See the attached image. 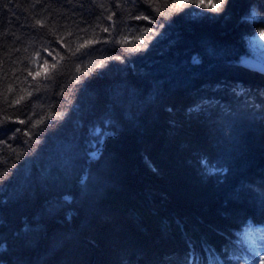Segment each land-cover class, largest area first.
Masks as SVG:
<instances>
[{"label":"trees","instance_id":"trees-1","mask_svg":"<svg viewBox=\"0 0 264 264\" xmlns=\"http://www.w3.org/2000/svg\"><path fill=\"white\" fill-rule=\"evenodd\" d=\"M201 2L0 0V264H261L264 0Z\"/></svg>","mask_w":264,"mask_h":264},{"label":"snow or ice","instance_id":"snow-or-ice-1","mask_svg":"<svg viewBox=\"0 0 264 264\" xmlns=\"http://www.w3.org/2000/svg\"><path fill=\"white\" fill-rule=\"evenodd\" d=\"M224 3H225V0H219V3L201 2L197 5V7L211 8V10L215 12V11H219L222 8ZM186 4H187V0H185V6ZM180 7L181 5H173V8H175L176 10H179ZM249 16L253 21H257L260 24L264 25V16H261L255 8L250 10ZM141 19L143 18L141 17ZM149 22L151 23V21ZM146 34L147 33H145V35ZM259 35L260 37H264V31H261ZM141 42L143 43V41ZM133 50H139V49H133ZM21 123L23 122L21 121ZM189 247L191 248V243H189ZM205 251L208 252V258H207L206 264H219L217 256L213 254V251L210 248H205ZM258 258L260 259L261 264H264V252L258 254ZM250 259L255 261L257 259V256L250 257ZM189 261L191 262V264H204V262L201 260L200 257L197 256L194 250L189 251V253L186 255L184 264H189Z\"/></svg>","mask_w":264,"mask_h":264},{"label":"rangeland","instance_id":"rangeland-1","mask_svg":"<svg viewBox=\"0 0 264 264\" xmlns=\"http://www.w3.org/2000/svg\"><path fill=\"white\" fill-rule=\"evenodd\" d=\"M252 33L247 39L248 53L244 61L255 60L264 64V37H260L259 33ZM260 227V226H258Z\"/></svg>","mask_w":264,"mask_h":264},{"label":"water","instance_id":"water-1","mask_svg":"<svg viewBox=\"0 0 264 264\" xmlns=\"http://www.w3.org/2000/svg\"><path fill=\"white\" fill-rule=\"evenodd\" d=\"M242 65H244L245 67L260 72L262 74H264V64L257 62L255 60H249V61H242Z\"/></svg>","mask_w":264,"mask_h":264},{"label":"bare ground","instance_id":"bare-ground-1","mask_svg":"<svg viewBox=\"0 0 264 264\" xmlns=\"http://www.w3.org/2000/svg\"><path fill=\"white\" fill-rule=\"evenodd\" d=\"M243 229V228H242ZM257 229V228H256ZM239 230V229H238ZM240 231H241V229H240ZM246 231V230H245Z\"/></svg>","mask_w":264,"mask_h":264}]
</instances>
